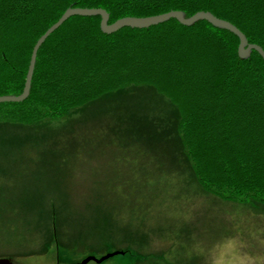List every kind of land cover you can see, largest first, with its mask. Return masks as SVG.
Instances as JSON below:
<instances>
[{
    "label": "trees",
    "instance_id": "1",
    "mask_svg": "<svg viewBox=\"0 0 264 264\" xmlns=\"http://www.w3.org/2000/svg\"><path fill=\"white\" fill-rule=\"evenodd\" d=\"M70 6L102 7L109 23L171 9L185 16L208 10L264 50V0H0V95L22 91L32 46ZM100 20L99 15L73 14L48 34L37 49L29 95L18 102H0V122L57 119L105 92L149 85L176 106L180 145L199 186L220 199L263 205L264 58L259 52L239 57L238 37L205 19L185 26L172 17L112 33L100 29ZM107 197L96 196L101 203ZM110 217L113 225L94 227L99 240L84 241L52 219L47 239L57 259L86 243L101 246L109 241L121 251L115 254L120 258L116 264L125 259L146 264L164 257L136 248L135 240L128 245L121 231L127 228L132 237L134 230L121 216ZM10 218L14 222V211L3 210L0 226ZM8 231V238L0 236L7 258L41 254H27L16 245L15 230Z\"/></svg>",
    "mask_w": 264,
    "mask_h": 264
},
{
    "label": "rangeland",
    "instance_id": "2",
    "mask_svg": "<svg viewBox=\"0 0 264 264\" xmlns=\"http://www.w3.org/2000/svg\"><path fill=\"white\" fill-rule=\"evenodd\" d=\"M177 119L176 106L152 86L131 85L61 118L0 122V214L14 211L0 236L14 229L16 245L41 252L16 263L66 264L115 251L114 241L86 243L57 259L47 239L55 218L78 241L99 240L94 227L113 225V213L134 230L131 237L124 228L123 241L164 255L146 264H264V204L203 190L183 154ZM97 194L110 196L101 199L110 206ZM5 251L0 246V257Z\"/></svg>",
    "mask_w": 264,
    "mask_h": 264
},
{
    "label": "water",
    "instance_id": "3",
    "mask_svg": "<svg viewBox=\"0 0 264 264\" xmlns=\"http://www.w3.org/2000/svg\"><path fill=\"white\" fill-rule=\"evenodd\" d=\"M73 14L86 16V15H99L100 16V29L105 33H112L115 32V30L124 27V26H131L136 28H143L148 27L150 25H156L159 22H163L166 20L171 19L172 17H175L181 24L183 25H191L194 22L205 19L207 20L212 26H216L218 28L226 29L232 31L237 37H238V49L237 53L238 56L241 58L247 57L252 50H256L259 52L261 57L264 58V50L259 44L248 42L244 32H242L240 29H238L232 22L223 19L217 15H213L208 10L200 9V11H196L193 14L190 15H184V13L181 10L178 9H171L167 12H161L157 13L155 15H143V16H122L119 18H116L114 22L109 23L108 19V12L102 8V7H81V6H70L64 10V12L58 17L56 22L51 24L46 30H44V33L41 34V36L36 40L34 45L31 48V56L29 59V66L25 75V82L22 91L18 95L14 94H3L0 95V102L4 101H20L25 99L29 95V88L31 84V76L34 70L35 66V59L38 52L39 46L44 42L45 38L48 36L49 33L54 31L60 24H62L65 19L72 16ZM117 253H121V251H109L108 253H105L99 257L87 255L80 259L78 262H70L66 264H87L90 260H95L97 262H101L104 259L109 258L112 255H115ZM0 264H18L14 261H12L10 258L7 257H0Z\"/></svg>",
    "mask_w": 264,
    "mask_h": 264
}]
</instances>
